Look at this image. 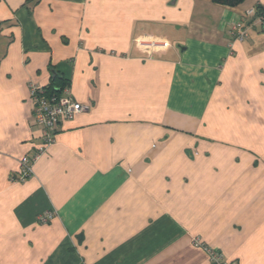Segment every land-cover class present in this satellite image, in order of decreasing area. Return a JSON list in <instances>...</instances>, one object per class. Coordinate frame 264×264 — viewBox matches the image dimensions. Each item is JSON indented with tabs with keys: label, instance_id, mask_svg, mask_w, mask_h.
I'll return each mask as SVG.
<instances>
[{
	"label": "crops",
	"instance_id": "crops-1",
	"mask_svg": "<svg viewBox=\"0 0 264 264\" xmlns=\"http://www.w3.org/2000/svg\"><path fill=\"white\" fill-rule=\"evenodd\" d=\"M214 0H0V264H264V30ZM86 112L40 144L31 85ZM52 211L49 222L39 217Z\"/></svg>",
	"mask_w": 264,
	"mask_h": 264
},
{
	"label": "built area",
	"instance_id": "built-area-1",
	"mask_svg": "<svg viewBox=\"0 0 264 264\" xmlns=\"http://www.w3.org/2000/svg\"><path fill=\"white\" fill-rule=\"evenodd\" d=\"M245 22H257L264 30V9L262 13H258L256 8L245 11L242 19L235 25L241 37L246 33L243 25ZM31 99L34 102L35 125L40 130V144L33 156L24 155L21 158L19 174L16 177V181L20 182L33 174V161L55 142L58 126L65 121L72 120L77 114L88 111L91 107L77 101L67 89L63 94L48 93L46 88L37 84L31 85ZM52 216L53 212L48 211L42 214L39 220L47 223ZM195 243L206 251L209 264H238L237 261L227 260L224 254L215 247L202 244L198 239H195Z\"/></svg>",
	"mask_w": 264,
	"mask_h": 264
},
{
	"label": "trees",
	"instance_id": "trees-1",
	"mask_svg": "<svg viewBox=\"0 0 264 264\" xmlns=\"http://www.w3.org/2000/svg\"><path fill=\"white\" fill-rule=\"evenodd\" d=\"M244 1L245 0H214V2H216V3L223 4V5H229V6H238V5L242 4ZM256 9H257L258 13H260V12L262 13L264 8L262 6H257ZM46 90L48 91V93L62 94V93H60V91L54 92V91L49 90V88L48 89L46 88Z\"/></svg>",
	"mask_w": 264,
	"mask_h": 264
}]
</instances>
